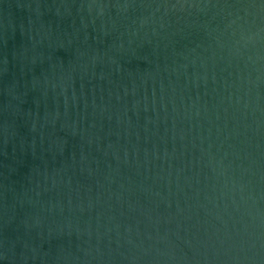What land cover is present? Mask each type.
I'll list each match as a JSON object with an SVG mask.
<instances>
[{"label": "water", "instance_id": "obj_1", "mask_svg": "<svg viewBox=\"0 0 264 264\" xmlns=\"http://www.w3.org/2000/svg\"><path fill=\"white\" fill-rule=\"evenodd\" d=\"M0 264H264V0H0Z\"/></svg>", "mask_w": 264, "mask_h": 264}]
</instances>
